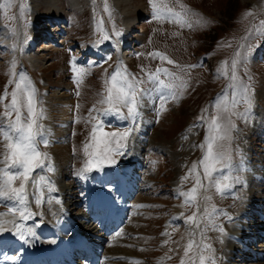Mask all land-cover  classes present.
Returning <instances> with one entry per match:
<instances>
[{"label": "rangeland", "instance_id": "1", "mask_svg": "<svg viewBox=\"0 0 264 264\" xmlns=\"http://www.w3.org/2000/svg\"><path fill=\"white\" fill-rule=\"evenodd\" d=\"M40 1L45 4L44 13L47 10L60 16L65 34L61 45L55 43L59 42L57 37L43 45L54 52L36 58L27 54L26 44L30 43V27L39 17L37 0H0V36H5L4 40L0 38L5 45L0 48V177L4 171L17 176L23 171L6 159L11 156L9 145L18 142L21 135L12 127L18 115L12 110L13 92H17L21 124H27L30 118L26 97L35 89L37 111L43 112V119L37 121L43 129L36 144L47 157L44 168L34 169L26 184L22 178L12 184L15 188L25 184L24 194L33 213L29 219L21 218L22 206L11 198V193L0 196V217L5 218L0 223V253L13 243L14 237L19 238L15 226L23 224L31 231H25L21 249L9 250L10 256H5L11 264H22L23 246L28 243L29 254L44 248L38 244L39 231L46 224L51 225L59 214H65V203L75 205L72 209L76 211H68L72 216L86 214L94 205V199L88 196V179L98 175L102 167L110 171L111 166L103 163L84 173V178L78 177L90 158L85 146L103 154L104 141L115 148L117 139L100 135L103 131L123 133L132 127L127 122L132 118L126 107L120 105L119 111L127 116L121 114L114 119L108 116L109 106L104 103L112 86L111 78L119 72L117 87L123 86L125 77L133 83L137 111L143 120L133 126L138 135L130 131L120 141L126 147L131 139L138 142L124 170L114 171L111 177L115 179L109 184L103 173L102 183L97 188L93 186L97 193L104 194L107 189L113 197L120 191L131 201L132 212V222L126 228L113 234L103 233L99 264H200L201 256L203 264H237L240 253L234 255L230 242L231 235L243 234V229H239L242 221L251 228L252 238L258 236L256 230L264 232L262 217L246 220L247 209L253 208L257 217L264 214V0H50L49 8L48 0ZM147 13L150 21L145 20ZM122 26L130 28L131 35L139 41L137 51L127 52V61H119L124 52L121 45L127 39ZM105 33L108 40H102ZM37 64L44 66L36 68ZM156 70L163 72L164 85L175 87L155 91ZM18 83L20 89L16 87ZM66 96V102L72 103L69 108L57 102V98ZM143 105L148 111L141 113ZM213 119L220 123L230 119L235 128L230 140L218 142L231 155V168L217 165L210 179L204 175L201 162L207 153L208 125ZM63 130L64 138L51 140L52 131L61 134ZM124 157L125 147L112 155L115 163ZM134 162L137 166L131 172L129 166ZM48 167L53 171L48 172ZM41 175L56 191L49 193L44 186L42 203L37 206L35 197L41 186L33 181ZM122 176L128 179L123 181ZM221 176L229 177L223 193L215 186ZM194 188L195 201L180 195ZM75 191H80L85 202L78 210L71 197ZM205 210L211 221L205 217ZM100 213H105L104 207ZM191 217L196 218L194 222ZM219 225L223 233L218 230ZM262 241L253 246L236 242L250 252L246 255L251 259L244 264H264L260 257L264 256ZM237 244L233 246L236 251ZM253 252L261 255L255 257Z\"/></svg>", "mask_w": 264, "mask_h": 264}, {"label": "snow or ice", "instance_id": "2", "mask_svg": "<svg viewBox=\"0 0 264 264\" xmlns=\"http://www.w3.org/2000/svg\"><path fill=\"white\" fill-rule=\"evenodd\" d=\"M11 2V0H9ZM5 7V14L7 15V5ZM155 7V5H153ZM21 11L23 12V7L21 8ZM117 36L120 34L117 32ZM108 35L105 33L102 36V40H108ZM169 63H172V61H169ZM235 67V64L233 65ZM78 72H83V69L76 70ZM225 74H227V68L224 69ZM170 75V74H169ZM120 76V73L117 72L116 75L112 76V86L108 89V95L104 103L108 104L109 108H114L116 105H122L127 108L128 115L132 118V122H135L136 117L139 115L137 111V94L136 89L133 85V83L129 82L127 78H124L123 86L117 87V77ZM23 80V78H21ZM153 79H158V77H153ZM76 83L79 84L80 80L77 79ZM163 83V82H161ZM17 89L21 88V85L18 83L16 85ZM165 87H175V85L169 84L165 85ZM245 92H247V89H245ZM11 105L12 110L17 112V120L12 127L21 133L19 136L18 142L15 144L9 145V149L11 151V156H6V159H11V163L13 165L19 166L23 169V171L17 175H12L7 171H4L3 176L0 177V196H8L10 193L12 194L11 198L16 199L19 204L22 206V209L20 210L19 214L23 220L29 219L33 213H31L29 207H28V197L25 195V184L30 179V176L34 169H42L44 168V160L47 158L46 154L38 151L37 144H36V138L38 135L42 134L43 125L37 124L38 119H43V112L42 110L40 112L37 111L36 108V101H35V89L32 88L30 92H28L26 97V105H27V111L29 114L30 122L27 124H21L19 113H20V107H19V101L17 98V92H13L11 94ZM249 106H251V102L249 101ZM219 107V105L217 106ZM7 114V113H6ZM123 119V117H121ZM209 128V139L207 143V153L204 156L202 160V165L204 169V175L209 177L211 179L213 173L216 171L217 165H222L225 168H231V155L228 151L224 150V145L219 144V141H225L231 139V131L233 128H235V125L231 122V120H227L224 123L218 122V120L213 119L209 122L208 125ZM131 129L128 131H125L123 133H101L102 136H111L117 138L115 141V148L108 147V141L105 140V149L103 154L96 151H89V146H85V154L88 155L90 158L85 163V166L82 170H80L77 175L80 178H84V173L90 171L92 168L97 167L103 163H111L115 164V160L112 159V155L117 152L120 148L123 147V145L120 143L121 140H125L129 134ZM5 137L8 138V134L5 133ZM45 146L47 145L48 141L45 140L43 142ZM214 148L216 149L214 151ZM122 154V153H121ZM195 168V165L193 166ZM102 170V169H101ZM48 172H52L53 169L51 167H48ZM18 178H22V180L25 182V184H21L19 188L12 187V184L14 181H16ZM229 179L227 176H221L215 181L216 190L218 192L223 193L225 188V182ZM34 184H38L41 186V191L38 196L35 197V203L37 206H39L42 203L43 198V187H47V191L49 193L55 192L56 189L54 185L47 181L44 175L39 176L38 181H33ZM197 186L200 185V179L197 177ZM196 188H194L191 192L185 193L181 192L180 195L187 197L188 201H195L196 200ZM205 199H209L208 197H205ZM51 202V201H49ZM59 203V201H57ZM187 202V201H186ZM225 215H227L225 213ZM205 217H209L211 221L210 213L205 210ZM190 221H195V217L189 218ZM228 219L231 220L232 218L228 216ZM16 231L18 233L19 239L25 240V231L30 232L31 229H25V226L23 224H18L15 226ZM2 230V229H0ZM221 233H223L224 229L221 227L218 229ZM189 249L192 248V245L189 244ZM200 264H203V256L200 258ZM214 264V261L212 262Z\"/></svg>", "mask_w": 264, "mask_h": 264}, {"label": "bare ground", "instance_id": "3", "mask_svg": "<svg viewBox=\"0 0 264 264\" xmlns=\"http://www.w3.org/2000/svg\"><path fill=\"white\" fill-rule=\"evenodd\" d=\"M39 2V3H38ZM46 2V1H45ZM51 2H50V0H48L47 2H46V4H50ZM34 4V3H33ZM35 5H36V3H35ZM53 6V5H52ZM44 7H45V4H43V1H40V0H37V7H35V8H37L36 9V11L39 13V17H37L38 19H35V21H34V28L33 27H30V31H31V34H28V39L30 40V43H29V45L31 46L30 48H27L26 47V51H29L27 54H31V55H34L36 58H40L42 55H46V53H47V49L46 48H44V49H42V50H39V51H37V52H35L36 51V49L38 48V47H40V44L42 43V42H44V40L46 39V38H50V40H51V42H53V40L52 39H54L53 37H57L58 35H61V37H59V42H60V40L62 39V36L64 35V33H62L61 34V32H58L57 33V30H55V31H53V29H55V28H57L58 27V25L59 24H56L55 23V20L53 19V17L54 18H56L57 20H58V18L60 17V16H57V14L55 13H53L52 11H45V13L43 12V9H44ZM50 7V5L48 6V8ZM37 13V14H38ZM42 14V15H41ZM42 17V18H41ZM60 20V19H59ZM59 22V21H58ZM139 23H140V21H139ZM126 27V26H125ZM43 28V29H42ZM44 28H48V29H45L44 30ZM53 33H56V36L53 34ZM33 37H38V40H37V45H33ZM66 40V39H65ZM58 42V41H57ZM27 45V44H26ZM5 47V45L3 44V42H1L0 41V48H4ZM130 47V46H129ZM127 48V47H126ZM6 49V48H5ZM48 49H50V48H48ZM7 50V49H6ZM6 50H5V52H6ZM9 50V49H8ZM52 50V49H51ZM34 51V52H33ZM29 54V55H30ZM28 57V56H27ZM31 57V56H30ZM2 58V57H1ZM29 61V60H28ZM34 66H36V68H43V66H44V64H37V65H34ZM162 93V92H161ZM157 95V94H156ZM66 98L67 99H69V96H66V97H59V98H57V102H59V104L61 105V106H63V107H67V108H69V105L70 104H72V103H67L66 102ZM166 98V97H165ZM163 100V99H162ZM167 101V100H166ZM67 111V110H66ZM59 130H61V129H59ZM66 133V132H65ZM65 133H64V130L63 131H61V134L60 133H53V131L49 134L51 137V140L52 141H55L56 139H58L60 136H61V138L63 137L64 138V135H65ZM48 134V133H47ZM116 168V167H115ZM129 197V196H128ZM73 198V197H72ZM69 202H71V200L69 201ZM71 205V204H70ZM72 206H75V205H71V206H69V208L71 207V208H73ZM251 206V205H250ZM249 207V206H248ZM250 209L252 208V207H249ZM9 210H12V208L11 209H9ZM244 211H245V209H244ZM15 212V211H14ZM254 210H253V208H252V210H249V209H247V218H246V220L248 221H251V220H255V219H258V217H257V215L254 213ZM261 213V212H260ZM18 214V213H17ZM55 216V215H54ZM7 217V216H6ZM254 217V218H253ZM84 218H85V220L87 221V220H93V217H91V216H89V215H85L84 216ZM5 221V218L4 217H0V223H2V222H4ZM132 222V221H131ZM6 223V222H5ZM85 223H87V222H85ZM90 224H92V223H88V225L90 226ZM131 224V223H130ZM243 224V225H242ZM93 226V225H92ZM249 227V225H247V224H245V223H243V221H242V223H241V225H240V227H239V229L240 230H242V233L243 234H239V235H234V236H232L231 235V242H230V247H232V252H234V255L236 254V253H240V254H238L236 257H237V259L239 260V261H237V264H244L245 262H247V261H249L251 258L248 256L247 257V255H246V252H248V249H245V247L244 248H241V247H239V246H241L240 244H237L236 242H239V241H243L244 243H245V245L247 246L249 243H251V244H253V242L255 241V239H258V237L260 236V234H262L263 236H264V233H262V232H259L258 233V236L256 237L255 236V238H252L251 236H252V233H251V231H250V227ZM252 227H256V226H252ZM2 228V227H1ZM218 228H221V226L219 225L218 226ZM5 232V231H4ZM219 234V233H218ZM263 239V237H260V240H262ZM71 240H75L74 238H72ZM118 242V241H117ZM0 243H3V242H0ZM12 244V243H11ZM103 244V243H102ZM117 244V243H116ZM116 244H114V245H116ZM236 244L238 245V251H236L234 248H233V246L235 247L236 246ZM243 244V243H242ZM4 245V244H3ZM44 245V244H43ZM53 245V244H52ZM51 245V246H52ZM9 246H10V244H9ZM84 246V245H83ZM89 246H95V243H90V245ZM3 249V248H2ZM7 249V248H6ZM18 250V248H16L15 246H14V248H12V251H14V250ZM21 249V248H20ZM58 249V248H57ZM56 249V252H60V251H62V250H57ZM91 249H92V247H91ZM244 249V250H243ZM93 250V249H92ZM111 251V250H110ZM15 252V251H14ZM112 252V251H111ZM22 254H23V252H22ZM111 254V253H110ZM109 254V256H111ZM88 255H90L89 256V261H92L91 262V264H94V262H96L97 261V253L95 252V250H93V252H91V253H89ZM231 255V254H230ZM113 256V255H112ZM114 257V256H113ZM261 257H264V256H261ZM116 258V257H115ZM114 258V259H115ZM230 258V257H229ZM247 259V260H246ZM264 259V258H263ZM113 260V259H112ZM116 260V259H115ZM232 260H233V256H232ZM117 261V260H116ZM242 261H243V263H242ZM233 262V261H232ZM3 263V262H2ZM28 264H34V263H30V262H27ZM52 263V261H50V260H45V259H43V258H41L40 259V261H39V264H51ZM4 264H11L10 262H5ZM14 264V263H13ZM15 264H17V263H15ZM21 264V263H20ZM214 264H218L217 262L216 263H214Z\"/></svg>", "mask_w": 264, "mask_h": 264}]
</instances>
